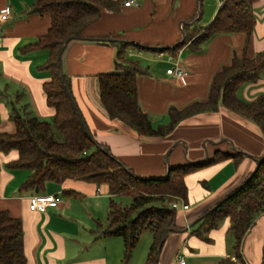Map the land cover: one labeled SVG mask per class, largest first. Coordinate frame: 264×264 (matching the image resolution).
Returning a JSON list of instances; mask_svg holds the SVG:
<instances>
[{
	"label": "crops",
	"instance_id": "crops-1",
	"mask_svg": "<svg viewBox=\"0 0 264 264\" xmlns=\"http://www.w3.org/2000/svg\"><path fill=\"white\" fill-rule=\"evenodd\" d=\"M33 2L0 0V14L6 9L9 11L8 17L0 21V132L14 131L12 115L16 111L44 120H50L55 114L43 88L51 78L50 71L42 68L49 58V50H24L44 35L51 24L48 12H31ZM221 4V0L213 3L203 0L200 7V0H139L137 5L122 4L117 11L103 9L84 28L81 38L71 39L63 51V71L70 79L74 98L94 139L106 145L135 174L160 177L169 167L209 159L217 151L242 154L238 161L227 158L186 175L185 203L189 207L177 209L176 227L168 231L158 252L157 264H179L181 258L185 264L224 261L264 264V213L245 234L241 258L235 255L228 218L208 231L209 239L194 231L197 220L241 186L256 168L257 159L264 154L261 128L219 103L216 111L181 120L165 137L143 136L112 120L100 100L98 75L114 70L119 49L118 42L111 43V40L150 47L128 46L126 56L139 60L145 69L137 78L138 100L155 126L169 122L171 106L183 108L205 100L215 73L229 64L233 56L251 58L264 50V0L253 4L257 22L248 42L243 33H223L200 47L189 42L176 52L167 49L184 40L182 27L186 24L183 21H193L200 12L199 26H207ZM177 64L186 72L183 78L167 73V69ZM236 94L248 102L264 95V72L257 80L243 83ZM17 156L16 151L8 154L0 151V210H8L12 216L22 219L26 264H145L152 242L150 232L140 237L130 259L124 262L123 238L97 234L106 218H95V211L90 210L85 216L89 222L72 218L73 200L80 198L91 200L97 206L102 204L107 215L105 200L109 203L110 199L107 187L77 179L48 182L41 194H54L57 207H49L46 212L30 210V197L36 193L21 190L29 170L6 167ZM82 231L89 235L90 251L84 249V244L72 241Z\"/></svg>",
	"mask_w": 264,
	"mask_h": 264
},
{
	"label": "trees",
	"instance_id": "trees-1",
	"mask_svg": "<svg viewBox=\"0 0 264 264\" xmlns=\"http://www.w3.org/2000/svg\"><path fill=\"white\" fill-rule=\"evenodd\" d=\"M256 1L222 0L207 26H199L202 17L194 24L183 25L184 40L167 49L176 52L189 42L200 47L215 35L223 33H243L248 42L257 22L253 11ZM123 3L124 0H34L31 12H48L51 24L44 35L24 50H49V58L42 68L50 71L51 78L43 88L47 103L54 108L55 114L50 120H44L28 112L21 114L16 111L12 115L14 131L0 132V151L5 154L16 151L18 154L15 160L6 163L8 169L29 170L21 190L41 194L48 182L61 183L67 179L107 187L110 199L106 220L104 225L100 223L97 234L122 237L126 262L140 237L150 232L152 242L145 264H157L158 252L168 231L176 227L177 209L172 203L177 199L187 201L186 175L227 158L238 161L242 154L217 151L212 158L169 167L167 177H142L115 157L106 145L94 139L74 98L70 79L64 71L61 75L62 49L72 37L81 36L84 28L95 21L103 9L117 11ZM116 42L119 49L114 70L98 75L100 100L112 120L122 122L139 135L165 137L181 120L201 112L216 111L222 103L255 122L264 134V95L248 102L236 94L243 83L257 80L264 72V50L251 58L233 56L229 64L215 73L205 100L195 101L183 108L171 106L168 110L169 122L155 126L138 100L137 78L145 69L139 60L126 56L128 46L150 47L111 40V43ZM120 194L129 195L132 198L130 204L123 206L112 198ZM261 213H264V154L257 159L256 168L241 186L197 220L194 231L209 239L208 231L228 218V232L234 241L235 255L241 258L244 236ZM26 262L22 219L12 216L8 210H0V264ZM221 264L231 263L224 261Z\"/></svg>",
	"mask_w": 264,
	"mask_h": 264
},
{
	"label": "rangeland",
	"instance_id": "rangeland-1",
	"mask_svg": "<svg viewBox=\"0 0 264 264\" xmlns=\"http://www.w3.org/2000/svg\"><path fill=\"white\" fill-rule=\"evenodd\" d=\"M206 1H212V3L214 2V0H206ZM205 19H206V15L203 18V22H205ZM165 56H167V54ZM113 199L117 203H119V204H121L123 206H126V205L130 204V202L132 200V198L129 195H125V194L115 195L113 197ZM73 201H74V204H73L72 209H73L74 213L72 214V216H73L72 218L74 220L79 219V220H82L83 222H85V221L89 222L88 219L85 218L87 210H90V211H93V212L95 211V218L100 216V218L102 220H105L106 212L103 211V209H102L103 205L102 204H99L100 206H97L91 200H87V199L84 200V198L76 199V200H73ZM105 201H106V204H108V199H106ZM106 207L104 205V209ZM91 223H93V221ZM72 241H74V242H76L78 244H81V245L84 244V249H86L88 251L92 250V246L90 245L89 235L87 233H85V231H82L81 234H79L76 237H73ZM142 241L143 240H141L139 245H141ZM139 254L140 253H138L137 256H139Z\"/></svg>",
	"mask_w": 264,
	"mask_h": 264
},
{
	"label": "built area",
	"instance_id": "built-area-1",
	"mask_svg": "<svg viewBox=\"0 0 264 264\" xmlns=\"http://www.w3.org/2000/svg\"><path fill=\"white\" fill-rule=\"evenodd\" d=\"M139 0H124V6L137 5ZM222 2V0H221ZM8 9L0 14V21L8 17ZM167 73L176 77L183 78L185 76L184 68L177 64L172 68L167 69ZM58 200L54 194H35L30 197L29 208L33 211L46 212L49 207H57ZM172 206L176 209L183 208L188 209L189 205L181 199L173 201ZM179 264H185V260L181 258Z\"/></svg>",
	"mask_w": 264,
	"mask_h": 264
},
{
	"label": "water",
	"instance_id": "water-1",
	"mask_svg": "<svg viewBox=\"0 0 264 264\" xmlns=\"http://www.w3.org/2000/svg\"><path fill=\"white\" fill-rule=\"evenodd\" d=\"M200 15H201V14H200V12H199V15H198L193 21H191V22L183 21L182 23H183V24H194V23L199 19ZM182 33H183V37H184V31H183V30H182ZM79 38H81V37H80V36H74V37H72L71 39H79ZM67 43H68V41L65 43V45H64V47H63L62 50L65 49V46L67 45ZM61 75L63 76V69H62ZM83 124H84V128H85L86 131H87V127H86L85 123H83ZM87 133H88V131H87ZM168 175H169V169H168L167 173L164 175V177H167ZM171 230H173V229H171Z\"/></svg>",
	"mask_w": 264,
	"mask_h": 264
}]
</instances>
